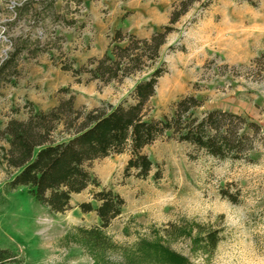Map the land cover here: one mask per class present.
Masks as SVG:
<instances>
[{
    "label": "rangeland",
    "instance_id": "1",
    "mask_svg": "<svg viewBox=\"0 0 264 264\" xmlns=\"http://www.w3.org/2000/svg\"><path fill=\"white\" fill-rule=\"evenodd\" d=\"M173 1L0 0V60L15 43L24 48L15 83L0 88V127L25 118L28 102L48 110L66 97L64 87L76 107L128 100L148 69L100 87L60 67L99 56L117 28L137 36L157 29ZM250 1L191 3L152 64L166 71L149 100L153 117L192 94L202 101L196 115L219 108L254 121L260 131L245 157L218 159L160 138L143 148L152 163L145 178L125 173L126 153L94 160L90 171L125 201L105 228L104 245L86 235L98 223L95 212L78 207L92 200V188L72 194L69 209L52 212L25 187L4 193L12 170L0 164V248L14 251L21 264H264V70L251 62L264 51V0ZM27 49L36 56L27 57ZM207 230L219 238L212 250L193 242Z\"/></svg>",
    "mask_w": 264,
    "mask_h": 264
},
{
    "label": "trees",
    "instance_id": "2",
    "mask_svg": "<svg viewBox=\"0 0 264 264\" xmlns=\"http://www.w3.org/2000/svg\"><path fill=\"white\" fill-rule=\"evenodd\" d=\"M195 1L198 0H174L166 23L146 37L117 28L100 56H90L78 67L73 61L62 64L60 68L69 71L76 81L85 74L86 82L96 81L100 87L121 82L146 69L149 72L133 83L128 100L115 105L76 107L74 94L67 87L59 89L67 93L66 97L59 98L48 110H36L28 102L25 118L11 117L0 127V164L12 170L3 192L25 187L37 203L52 212H63L71 207L72 194L92 188V200L80 202L78 207L85 213L95 212L98 223L87 230L86 235L94 245H104L108 241L105 228L122 212L125 201L111 187L102 186L90 171L94 160L126 153L125 173L145 178L152 163L143 148L160 138L187 143L218 159L245 157L260 127L240 114L214 108L196 115L194 109L201 105V99L183 94L170 103L167 112L159 117L150 115L149 100L157 78L166 71L162 63L154 67L152 64L166 36L173 31V24ZM23 49L15 43L0 60V88L6 83H15L20 74ZM27 52L30 53L27 57H35L37 51L27 49ZM251 62L264 70V51ZM4 199L0 196V203ZM218 239L216 230H207L198 232L193 242L212 250ZM15 257L14 251L0 248V264H21Z\"/></svg>",
    "mask_w": 264,
    "mask_h": 264
},
{
    "label": "crops",
    "instance_id": "3",
    "mask_svg": "<svg viewBox=\"0 0 264 264\" xmlns=\"http://www.w3.org/2000/svg\"><path fill=\"white\" fill-rule=\"evenodd\" d=\"M152 30H150L149 32H147V33H144V34H141V35H138V37H146V36H148V34L151 32ZM137 36V35H136ZM108 44V43H107ZM107 44H106V47L104 48V50L101 52V54L106 50V48H107ZM100 54V55H101ZM99 55V56H100ZM93 56V55H92ZM95 56H97V55H95Z\"/></svg>",
    "mask_w": 264,
    "mask_h": 264
}]
</instances>
